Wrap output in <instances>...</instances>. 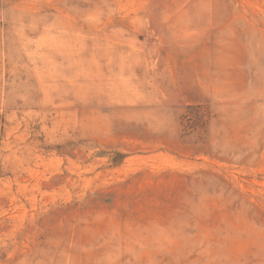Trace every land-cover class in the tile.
Masks as SVG:
<instances>
[{"label":"rangeland","instance_id":"1","mask_svg":"<svg viewBox=\"0 0 264 264\" xmlns=\"http://www.w3.org/2000/svg\"><path fill=\"white\" fill-rule=\"evenodd\" d=\"M0 264H264V0H0Z\"/></svg>","mask_w":264,"mask_h":264}]
</instances>
